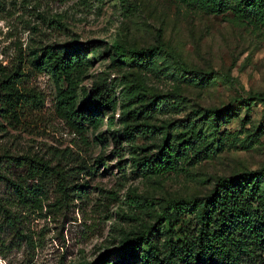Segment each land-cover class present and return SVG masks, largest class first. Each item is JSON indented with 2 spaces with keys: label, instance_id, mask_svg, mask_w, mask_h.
I'll list each match as a JSON object with an SVG mask.
<instances>
[{
  "label": "rangeland",
  "instance_id": "obj_1",
  "mask_svg": "<svg viewBox=\"0 0 264 264\" xmlns=\"http://www.w3.org/2000/svg\"><path fill=\"white\" fill-rule=\"evenodd\" d=\"M216 5L0 0V81L12 74L19 93L0 112V264H86L104 251L102 264H165L168 202L264 167V24ZM70 42L93 48L80 50L88 67L62 113L65 83L36 57ZM183 141L171 170L144 173ZM23 156L64 179L32 173ZM257 180L251 196L263 204ZM144 231L157 250L142 244V258L125 241Z\"/></svg>",
  "mask_w": 264,
  "mask_h": 264
},
{
  "label": "trees",
  "instance_id": "obj_2",
  "mask_svg": "<svg viewBox=\"0 0 264 264\" xmlns=\"http://www.w3.org/2000/svg\"><path fill=\"white\" fill-rule=\"evenodd\" d=\"M216 6L220 12L230 10L245 21L264 24V0H217ZM85 48L93 47L88 43L75 42L60 47L46 45L36 57L38 65H48L52 75L65 83L64 89H58L62 113L65 112L63 107L72 108L76 97V79L88 67V60L80 53ZM114 48L119 55L123 54L124 48L117 44ZM132 51L139 56L146 49ZM15 73L21 75V72ZM96 89L98 92V85ZM18 95L13 75L7 74L0 81V112H13L12 103ZM70 111L75 117H80L74 110ZM73 123L76 131L84 130ZM189 144L186 141L180 142L172 151L161 148L152 163L146 165L144 173L156 174L171 170L169 158L182 156L190 147ZM15 158L22 159L33 170L32 173L52 172L64 179L63 171L48 166L40 158ZM263 176L264 167H261L255 171L242 172L236 177L219 178L205 196L172 199L168 202L161 214L163 224L171 235L165 242L162 255L165 264H264V191L263 204L251 196V189L259 183L257 178L262 179ZM7 181L18 190V184L8 179ZM125 244L129 251L135 250L137 246V250L132 252L141 254L142 258L147 257L140 250L142 244L157 250L145 231L127 239ZM109 252H102L86 264H102ZM153 264L164 263L161 260V263L155 261Z\"/></svg>",
  "mask_w": 264,
  "mask_h": 264
}]
</instances>
